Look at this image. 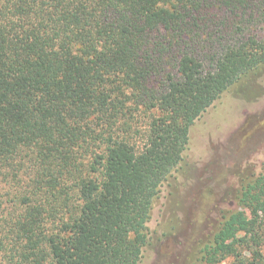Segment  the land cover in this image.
Instances as JSON below:
<instances>
[{"label":"trees","instance_id":"1","mask_svg":"<svg viewBox=\"0 0 264 264\" xmlns=\"http://www.w3.org/2000/svg\"><path fill=\"white\" fill-rule=\"evenodd\" d=\"M245 16L264 0H0V264H145L194 135L264 79V36L214 37ZM239 203L201 264H264V176Z\"/></svg>","mask_w":264,"mask_h":264},{"label":"rangeland","instance_id":"2","mask_svg":"<svg viewBox=\"0 0 264 264\" xmlns=\"http://www.w3.org/2000/svg\"><path fill=\"white\" fill-rule=\"evenodd\" d=\"M227 23L228 30L224 24L214 30L215 39L226 44L248 34L264 36V21L250 16L232 17ZM249 79L231 90L234 102L227 110L238 114L233 122L224 130H210L215 134L208 145L198 131L194 153L163 186L149 222L145 264H201V249L225 216L238 211L249 218L239 203L242 183L264 176V79ZM232 262L228 259L226 264Z\"/></svg>","mask_w":264,"mask_h":264}]
</instances>
